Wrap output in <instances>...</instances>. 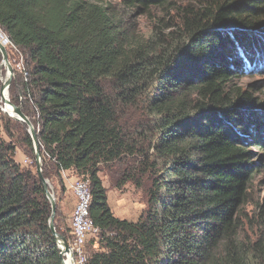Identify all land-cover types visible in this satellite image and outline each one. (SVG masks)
Returning <instances> with one entry per match:
<instances>
[{"label":"trees","instance_id":"trees-1","mask_svg":"<svg viewBox=\"0 0 264 264\" xmlns=\"http://www.w3.org/2000/svg\"><path fill=\"white\" fill-rule=\"evenodd\" d=\"M177 22L144 39L91 0H0V29L29 74L10 102L36 118L42 177L62 194L61 171L88 175L98 238L85 264H264V124L245 115L262 99L235 83L264 74V0H200ZM134 109L147 120L125 119ZM100 166L118 190L145 191L135 222L113 216ZM50 215L27 127L0 112V264H61Z\"/></svg>","mask_w":264,"mask_h":264},{"label":"rangeland","instance_id":"rangeland-1","mask_svg":"<svg viewBox=\"0 0 264 264\" xmlns=\"http://www.w3.org/2000/svg\"><path fill=\"white\" fill-rule=\"evenodd\" d=\"M92 2H95L98 5L103 6L104 8H107L109 13L113 17H115L116 22L122 28L124 33L126 34H133L135 36H141L144 39L149 38L153 32L156 31L157 26L160 30L163 28V26H171L176 25L178 22L177 20L181 16V12L185 7H196L198 5V2L200 0H170L171 5H169L166 8H159V7H151L149 9H142V8H136V7H127L124 6L122 3V0H91ZM159 21H161V25H159ZM227 32H233L234 34H237L238 30H228ZM226 33V32H225ZM264 35V33H262ZM261 40L264 41L263 36H261ZM242 46L238 45L237 48H241ZM10 58L13 57L9 53ZM23 57V62L25 65V57ZM243 66V65H242ZM187 71V69H183L181 73H179V76L181 74H184ZM244 71V70H243ZM7 72L5 70V67L2 66V58L0 54V91H1V83L2 80L6 78ZM184 77V76H183ZM182 78V77H180ZM180 80V79H179ZM181 81V80H180ZM235 83L238 85L240 90H248V97L253 98L254 94H260L262 103L255 104L257 107L255 109H250L252 111H246L245 115L249 116L252 113H256L259 115V123L264 124V74H260L258 72L249 71V72H242L241 74H238V76L235 79ZM10 89L15 90V93L17 96H19V93H17L16 88L19 85V76L16 74L15 80L10 83ZM249 86L253 89H249ZM12 93L9 92V100L12 98ZM1 96V95H0ZM259 98V97H255ZM25 116L28 117L29 122L35 126L36 118L34 115L26 114ZM138 117L139 122H145L147 120L146 115L140 110V109H134L133 114L125 115V119ZM5 118L12 119L14 121V118H10L7 114H4ZM136 117V118H137ZM18 122V121H17ZM35 122V123H34ZM260 129H262V136L261 138L264 140V125L260 126ZM28 133V132H27ZM250 146V150H252V153L258 152L251 148L253 146L251 143H248ZM15 159L19 161L22 165H26L29 167L33 164V161L31 162L30 158H26L24 156V152L22 150H17L15 154ZM24 160L26 161L24 163ZM34 163H35V157H34ZM42 166V165H41ZM42 172V170H41ZM67 177L70 179L69 183L66 182L65 173H60L64 187L65 183L68 185L73 181L74 178L79 177L80 175H77L73 171H68ZM88 176V175H87ZM98 176L101 180V183L106 191V197H107V204L110 208V211L112 212L113 216L119 219H125L128 221L137 220L138 216L142 212V210L145 207L146 203V196L145 191L143 189H136L132 184L127 183L122 189L118 190L115 186V183L111 180L109 177V174L107 170L100 166V172L98 173ZM67 188V187H66ZM65 188V189H66ZM48 191L53 195V198L55 199V202L58 200V204L60 206L61 210V217L59 220H57V225L62 230V236L68 241L70 237V217L75 205V199L73 196L69 195V193H62L60 194V189L57 183V180L52 177L51 182H48L47 186ZM264 196V189L260 191L259 188H257L254 192L255 199L262 200V197ZM261 204V203H260ZM250 207H246L245 211L250 213ZM261 227L258 225H255L253 227V232L244 231L247 237L250 239V241H255L258 237V231H260ZM264 231V228L262 229ZM98 238V232L94 229L87 237V241L84 246V252L87 256L89 251H93V249L97 248V245L95 242Z\"/></svg>","mask_w":264,"mask_h":264},{"label":"built area","instance_id":"built-area-1","mask_svg":"<svg viewBox=\"0 0 264 264\" xmlns=\"http://www.w3.org/2000/svg\"><path fill=\"white\" fill-rule=\"evenodd\" d=\"M0 32L3 34V39H6L7 41L5 45L6 52L8 48L11 56L13 57L11 59L9 53H7V60L13 71L11 76V83L15 80L16 74H18L21 81L26 83L29 74L23 62L22 53L9 41L8 37L5 35V33L1 31V29ZM8 75L9 74L7 73L6 77ZM10 85L7 86L4 90V95L8 99ZM19 99H22L20 95V90ZM9 111H11V106L3 102L0 98V112L3 114H7L10 118H13L12 111L11 113H9ZM38 129L39 126L36 127V130ZM25 162L26 161L24 160V163ZM67 172L68 171H61V173ZM68 189L73 198L75 199V205L70 217L71 238L67 241L68 252H66L64 256L67 255V253H70L74 264H85L86 255L84 252V246L87 241L88 235L94 229L93 222L89 216V208L91 204V191L88 176L82 174L79 177L74 178L73 181L68 185Z\"/></svg>","mask_w":264,"mask_h":264},{"label":"water","instance_id":"water-1","mask_svg":"<svg viewBox=\"0 0 264 264\" xmlns=\"http://www.w3.org/2000/svg\"><path fill=\"white\" fill-rule=\"evenodd\" d=\"M6 43H7L6 39H3V34L0 32V54L2 58V66L5 67V69L8 71V74H9L1 83L0 98L2 99L3 102L11 106L13 118L25 124V126L27 127V132L32 139L36 173L40 181L42 182V184L45 186L46 198L49 201L50 207H51V215H50L49 223H48L49 228L53 236L56 239V243L58 245V250H59V255L61 257V264H64V254L68 252V244H67L66 239L55 231V227H54V217H55V209H56L55 199L53 198V195L47 189L48 181L42 177V173H41L42 157L38 149V142L36 139V133H35L34 127L29 122L28 118L22 113L21 105H18V106L14 105L12 102H10L8 98L4 96V90L7 86L10 85L11 76L13 73L12 68L7 60V52L5 49Z\"/></svg>","mask_w":264,"mask_h":264},{"label":"bare ground","instance_id":"bare-ground-1","mask_svg":"<svg viewBox=\"0 0 264 264\" xmlns=\"http://www.w3.org/2000/svg\"><path fill=\"white\" fill-rule=\"evenodd\" d=\"M6 70V69H5ZM6 72L8 73V71L6 70ZM5 96V95H4ZM9 113H11V111H9ZM64 264H74L73 259L71 257L70 253H67V255L64 256Z\"/></svg>","mask_w":264,"mask_h":264},{"label":"crops","instance_id":"crops-1","mask_svg":"<svg viewBox=\"0 0 264 264\" xmlns=\"http://www.w3.org/2000/svg\"><path fill=\"white\" fill-rule=\"evenodd\" d=\"M67 173H68V172H67ZM67 173H65V178H66L65 181L69 183L70 179L67 177V175H68ZM68 183H67V185H66V183H65V188H66V187H67V188L65 189V192H64V193H69V195H71V193H70V191H69V189H68ZM71 197H72V195H71ZM133 221L135 222V220H133Z\"/></svg>","mask_w":264,"mask_h":264}]
</instances>
